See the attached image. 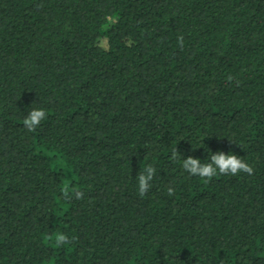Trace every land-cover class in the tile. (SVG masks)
I'll return each mask as SVG.
<instances>
[{
  "label": "trees",
  "instance_id": "trees-1",
  "mask_svg": "<svg viewBox=\"0 0 264 264\" xmlns=\"http://www.w3.org/2000/svg\"><path fill=\"white\" fill-rule=\"evenodd\" d=\"M0 264H264V0H0Z\"/></svg>",
  "mask_w": 264,
  "mask_h": 264
},
{
  "label": "clouds",
  "instance_id": "clouds-1",
  "mask_svg": "<svg viewBox=\"0 0 264 264\" xmlns=\"http://www.w3.org/2000/svg\"><path fill=\"white\" fill-rule=\"evenodd\" d=\"M178 45L183 47V36L177 38ZM228 81L233 79L232 76L226 78ZM47 119V114L42 108H33L27 114L23 120L24 127L29 131H35L42 121ZM181 154L177 151L176 147L171 154L173 160H180L181 166L191 176L199 177L204 183H209L214 177L218 175H230L236 176L240 173L252 175L254 172L253 167L247 163L243 158L229 153L225 154L223 151H217L215 154H211L209 161L202 163L200 159L188 156L181 159ZM156 176V168L152 164H148L144 167V170L136 176L138 194L140 197H144L146 193L152 187V181ZM174 189L169 187L168 194L171 196L174 193ZM62 198L65 202H70L73 199H83L84 192L78 188L72 186L69 182L65 181L60 189ZM48 240L53 242L54 245L59 248L64 245H69L75 242L76 237L69 236L62 232L57 231L54 236H48Z\"/></svg>",
  "mask_w": 264,
  "mask_h": 264
}]
</instances>
